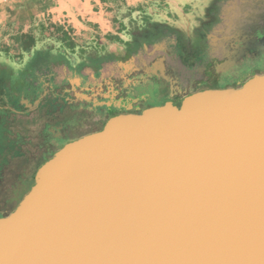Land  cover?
<instances>
[{"label": "water", "instance_id": "obj_1", "mask_svg": "<svg viewBox=\"0 0 264 264\" xmlns=\"http://www.w3.org/2000/svg\"><path fill=\"white\" fill-rule=\"evenodd\" d=\"M0 235V264H264V78L114 120Z\"/></svg>", "mask_w": 264, "mask_h": 264}, {"label": "flooded vegetation", "instance_id": "obj_2", "mask_svg": "<svg viewBox=\"0 0 264 264\" xmlns=\"http://www.w3.org/2000/svg\"><path fill=\"white\" fill-rule=\"evenodd\" d=\"M203 17L184 44L178 35L148 32L108 60H59L51 68L34 58L11 77L0 68V228L43 166L101 135L114 120L179 109L202 94H234L264 78V0H208ZM161 39L173 43L165 57L146 62L142 42L154 49Z\"/></svg>", "mask_w": 264, "mask_h": 264}, {"label": "crops", "instance_id": "obj_3", "mask_svg": "<svg viewBox=\"0 0 264 264\" xmlns=\"http://www.w3.org/2000/svg\"><path fill=\"white\" fill-rule=\"evenodd\" d=\"M149 2H156L160 7L168 6L169 13L173 11L175 15L180 17V15H183L184 5L196 4L200 0H0V29L7 31L9 26H11L15 32L21 29L23 33H27L36 30L42 25L45 28V32L70 31L75 36H82L84 40L91 39L94 35H97L99 41H104L105 38L112 39L116 35L119 36V31L130 25L132 12L138 14L145 9L144 4H148ZM203 2L204 4L202 5L205 7L208 0H204ZM122 3L126 7H130V9H123L120 6ZM172 18H174L173 25L179 27L180 24L177 22L176 17ZM186 27H189V24ZM6 36L12 37L11 34H7ZM27 40L32 41L30 37ZM142 43L141 50L146 62L153 60L157 56L164 58L163 50H165L167 45L173 44L170 41L163 40L156 42L154 49H149L144 41ZM176 45L177 43L174 46ZM21 46L23 47V45ZM182 49L177 50L179 52V54L177 53L179 55L177 56L179 66L183 59L181 54L183 52ZM39 58L49 62L51 68H56V65L53 64H57L59 60L67 61L51 57L50 54L40 56ZM35 61H38L36 56ZM129 63L131 66L132 60ZM136 63L134 61V65ZM0 68L5 71V75H7L5 77L17 76L19 73L3 64L0 65ZM48 69L50 70L49 67ZM7 79L5 78V80Z\"/></svg>", "mask_w": 264, "mask_h": 264}, {"label": "rangeland", "instance_id": "obj_4", "mask_svg": "<svg viewBox=\"0 0 264 264\" xmlns=\"http://www.w3.org/2000/svg\"><path fill=\"white\" fill-rule=\"evenodd\" d=\"M203 1L184 5L183 15L179 14L180 17L173 11L169 13L168 6L160 7L156 2L144 4L145 9L141 12L138 14L132 12L130 25L120 30L119 36L116 35V38L112 39L105 38L104 41H99L97 35L84 40L82 36H75L70 31L45 32L42 25L27 33H23L21 29L15 32L9 26L7 31L0 29V65H6L11 70L19 72L21 68H26L35 56L39 58L47 54L54 58L67 60L71 65H75L77 62L89 64L99 58L108 60L122 54L126 46L129 50L133 49V42L140 41L143 33L148 35V32L157 34V36L167 35L170 32L172 36L178 35L179 41L184 44L192 38L193 29L199 24L198 20L204 18L206 6L202 5ZM120 6L126 10L130 9L123 3ZM174 16L180 24L179 27L173 25L174 18L172 17ZM187 24L189 27H186ZM7 34H11L12 37L6 36ZM28 37L32 39L33 43L28 50H25L21 45ZM34 72L36 71L34 70Z\"/></svg>", "mask_w": 264, "mask_h": 264}, {"label": "trees", "instance_id": "obj_5", "mask_svg": "<svg viewBox=\"0 0 264 264\" xmlns=\"http://www.w3.org/2000/svg\"><path fill=\"white\" fill-rule=\"evenodd\" d=\"M29 44V45H28ZM22 45H23V47H24V49L25 50H27L28 48H30V46L32 45V41H29V40H25V41H23L22 42ZM141 60V59H140ZM159 64L162 62V60L161 59H159ZM142 62V61H141ZM161 65H162V63H161ZM118 66H120V65H118ZM134 66V60H132V65H131V67H133ZM36 71V70H35ZM37 73V72H36Z\"/></svg>", "mask_w": 264, "mask_h": 264}]
</instances>
